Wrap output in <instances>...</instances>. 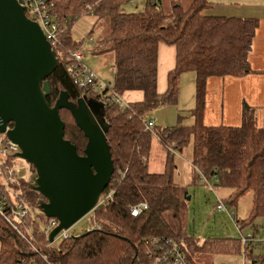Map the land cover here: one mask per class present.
I'll return each instance as SVG.
<instances>
[{
	"label": "trees",
	"instance_id": "16d2710c",
	"mask_svg": "<svg viewBox=\"0 0 264 264\" xmlns=\"http://www.w3.org/2000/svg\"><path fill=\"white\" fill-rule=\"evenodd\" d=\"M43 2L57 25V38L51 45L59 58L47 77L51 92L46 100L53 105L59 93L66 91L71 101L83 97L96 108L114 166L101 196L110 190L112 195L93 210L100 230L82 231L80 237L61 239L55 246L48 244L44 234L48 218L38 209L41 195L32 187L31 180L18 176L17 182H9L8 186L17 193L16 200L25 202L29 212L17 219L12 217L11 223L0 214V264L146 263L149 249L146 240L153 236L174 239L192 264H208L204 258L215 252L239 254L242 246L238 237L199 243L187 234L188 202L184 198L187 184L175 181V154L191 148V184L201 180L199 172L211 182L216 177L218 182L214 186L230 189L223 201L229 209L250 192L249 214L236 222L243 228L251 227L255 233L260 231L258 220H264V125L257 123L252 108L243 109L237 126H211L202 121L209 77H241L252 72L248 55L258 19L206 14L205 10L211 6L209 0H190L186 6L182 0H168L166 4L164 0H144L142 9L132 12L122 11L121 5L133 0ZM84 16L95 18L85 34L93 41L91 35L98 22L109 24L108 31L95 40L92 51L112 52V88L125 98L127 105L122 108L104 102L94 92L81 90L70 74L71 53L82 49L84 40V37L75 39L72 28ZM161 44L174 48V65L166 73L165 88L159 91L157 65ZM190 71L195 78V103L188 113L192 121L184 124L182 116L176 125L154 123L146 127L150 111L177 103L180 76ZM134 91L142 92L140 100L127 98ZM59 114L64 122V137L78 154H83L87 141L83 132L66 109ZM153 135L165 153L160 172L148 168ZM13 159L8 155L2 160L5 166H11ZM6 196L11 202L9 196L14 195L8 191ZM140 201L147 203V209L132 216L130 207ZM253 249L248 247V252ZM256 259L264 264L263 250L253 256Z\"/></svg>",
	"mask_w": 264,
	"mask_h": 264
},
{
	"label": "water",
	"instance_id": "95a60500",
	"mask_svg": "<svg viewBox=\"0 0 264 264\" xmlns=\"http://www.w3.org/2000/svg\"><path fill=\"white\" fill-rule=\"evenodd\" d=\"M58 63L55 50L39 24L26 15L22 1L0 0V135L18 147L15 157L35 171L30 180L41 195L38 209L58 221L48 235L50 242L60 229L96 207L114 171L96 108L83 97L71 101L66 91L48 104L47 77ZM61 109L70 113L87 139L83 154L64 137Z\"/></svg>",
	"mask_w": 264,
	"mask_h": 264
},
{
	"label": "rangeland",
	"instance_id": "374dc122",
	"mask_svg": "<svg viewBox=\"0 0 264 264\" xmlns=\"http://www.w3.org/2000/svg\"><path fill=\"white\" fill-rule=\"evenodd\" d=\"M168 0H164L166 4ZM190 0H182L184 6L189 3ZM144 0H133V2H124L121 5L122 11L132 12L142 9ZM205 13L215 14L213 9L207 8ZM219 12L218 14H221ZM95 21L93 16L82 17L72 28V33L75 39L84 37L82 43L83 58L82 64L94 72V74L104 83H112L113 73L111 67L114 63V56L112 52L96 53L92 51L95 46V40L100 38L109 29V24L103 20L98 22L96 31L93 32L91 37L94 39L90 40L89 37L85 36L88 29H90L92 23ZM194 76V72H186L182 75L183 82H181L180 91L178 95V100L176 104L173 105H163L159 106L148 113V118L154 120V122L159 126H172L176 125L180 118L182 117V123H190L189 108L195 103L194 94L195 86L189 80L186 81L184 78L189 76ZM3 147L0 144V148ZM187 149H184V154H186ZM1 160V159H0ZM185 163L181 170L185 173V177L188 181L191 178L190 166ZM15 165L18 166L19 172L18 176L26 175V164L25 162L17 158L14 161ZM164 165V154L161 150V146L156 142L155 135L152 136L151 150L148 157V168L154 172H160L163 170ZM177 168L180 167L176 163ZM29 172L31 175L34 174V169L29 167ZM180 175L182 173L177 170ZM177 173V174H179ZM30 180V178L28 179ZM187 195L189 199L187 200L186 216H185V229L189 236L197 239L199 243L205 240H220L225 237H238V231L236 230L233 220L227 215L225 211H218L216 209V203L218 200L224 201L230 193V189L223 186H212L209 188L204 182L199 181L196 184L186 185ZM13 192L12 186H7L3 184L0 180V193L6 196L7 192ZM21 190H17L19 193ZM252 196L250 192H247L241 196L236 205L230 208L234 212V218L237 220H242L247 218L249 210L251 207ZM94 210V209H93ZM93 210L85 214L79 220H77L73 225L68 228L69 233H74L79 235L86 229L89 219L93 216ZM259 225L264 227V220H258ZM42 223L39 221V225ZM260 227V228H261ZM246 230V229H245ZM260 236L264 235L261 228ZM60 239L57 240V242ZM259 248H254L252 250L253 255L257 254ZM261 250V249H260ZM204 261L209 262L208 264H241L242 257L240 253L225 254L224 252H215L211 256H206Z\"/></svg>",
	"mask_w": 264,
	"mask_h": 264
},
{
	"label": "built area",
	"instance_id": "2783aa9c",
	"mask_svg": "<svg viewBox=\"0 0 264 264\" xmlns=\"http://www.w3.org/2000/svg\"><path fill=\"white\" fill-rule=\"evenodd\" d=\"M24 6L26 15L36 21L41 27L46 39L50 44L56 41V29L57 25L49 16L47 6L43 0H21ZM83 50L77 49L71 53L72 64L70 67V74L73 76L74 83L81 90H87L90 93L94 92L99 95V98L104 102L110 104H115L120 108L127 105L125 98L120 94L115 92L112 88V83L102 82L93 71L88 69L82 64ZM89 88V89H87ZM146 127H152L154 125V120L145 119ZM9 126H7L8 128ZM0 144L3 147L0 148V180L3 181V184L8 186L9 182H17L19 167L15 165L14 160L15 153L18 151V147L9 142L4 135H0ZM8 155H12L14 159L12 160L11 166H5L3 158ZM26 167L28 168V164ZM119 174H122L118 170ZM201 180L209 188L214 186L215 182H218V179L214 177V181L211 182L204 177V175L199 172ZM103 193V192H102ZM14 196H9L10 201H8L7 196L0 194V214H2L7 221L11 223V218L17 219L24 216L29 212L28 206L22 200H16L17 193L12 192ZM102 195V194H101ZM99 196L97 206L105 203L111 198L112 190H110L105 196ZM147 209V203L145 201H140L130 207V214L132 216L138 215L140 212ZM216 209L218 211H225L229 217L233 220L236 230L238 231V238L241 242V252L240 256L242 257L241 264H262L258 259L253 260L252 251L248 252L249 248H259L264 251V237H259L251 227L243 228L240 223L234 220L232 211L226 206V204L218 200L216 203ZM6 210H9V213H6ZM58 221L55 218H48L47 223L44 227V234L48 240V235L50 231L57 225ZM101 225L95 220L94 215L89 219L86 229L84 231H97L100 230ZM246 229V230H245ZM76 234L69 233L68 228L60 229L59 232L54 236L53 241L48 240V244L56 245L58 239H64L73 237ZM146 244L149 246V249L146 252V258L148 262L140 264H192L183 248L174 240L168 237H150L146 240ZM254 246V247H253Z\"/></svg>",
	"mask_w": 264,
	"mask_h": 264
},
{
	"label": "crops",
	"instance_id": "0c3cea01",
	"mask_svg": "<svg viewBox=\"0 0 264 264\" xmlns=\"http://www.w3.org/2000/svg\"><path fill=\"white\" fill-rule=\"evenodd\" d=\"M209 2H211L209 8H211V10L213 9L214 15L256 17L258 19V27L255 31L248 55V61L252 72L241 77H209L206 81L202 121L205 125L211 126L219 124L237 126L240 124L243 109L252 108L255 112L257 123L259 125H264V0H209ZM219 12L222 13L218 14ZM173 65L174 48L161 44L158 48L157 65V89L159 91L165 88L166 73ZM111 70L113 72V66ZM182 75L180 76V86L181 82H183V78H181ZM184 79L186 81L189 80L195 86L194 76L191 75ZM127 98L131 100H140L142 98V92H131ZM191 108H189V110ZM189 120L190 122L192 121L191 116ZM185 149H187L186 154H184V150L181 154H175V163H178L180 166L178 168L176 166L175 181L182 185L189 184V182L191 183V178L190 181H188L185 177V173L181 170V167L185 164L183 160L187 162L191 170V163L189 161L191 148L186 147ZM161 150L163 151L162 147ZM163 154L165 158L164 151ZM177 170L181 171L182 176ZM29 171V168H27L26 175H22V177L29 179L32 176ZM232 213L234 216V212ZM234 220L236 221L235 218ZM261 228L264 233V227ZM256 234H258L259 237H264V235L260 236L261 231ZM257 251L256 255L261 254L260 249Z\"/></svg>",
	"mask_w": 264,
	"mask_h": 264
},
{
	"label": "clouds",
	"instance_id": "9594fccd",
	"mask_svg": "<svg viewBox=\"0 0 264 264\" xmlns=\"http://www.w3.org/2000/svg\"><path fill=\"white\" fill-rule=\"evenodd\" d=\"M75 236H77V235H75Z\"/></svg>",
	"mask_w": 264,
	"mask_h": 264
}]
</instances>
